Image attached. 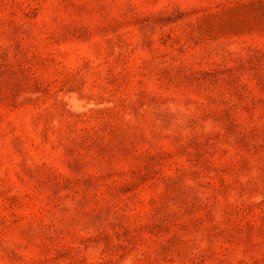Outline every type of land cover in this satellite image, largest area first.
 I'll list each match as a JSON object with an SVG mask.
<instances>
[{"label":"rangeland","instance_id":"obj_1","mask_svg":"<svg viewBox=\"0 0 264 264\" xmlns=\"http://www.w3.org/2000/svg\"><path fill=\"white\" fill-rule=\"evenodd\" d=\"M0 264H264V0H0Z\"/></svg>","mask_w":264,"mask_h":264}]
</instances>
